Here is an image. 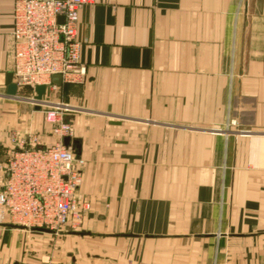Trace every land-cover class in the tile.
<instances>
[{
  "label": "crops",
  "instance_id": "1",
  "mask_svg": "<svg viewBox=\"0 0 264 264\" xmlns=\"http://www.w3.org/2000/svg\"><path fill=\"white\" fill-rule=\"evenodd\" d=\"M14 4L0 0V161L13 137L53 145L43 111L71 109L79 194L94 208L81 230L89 235L66 236L76 244L66 258L264 264V0L85 5L87 81L54 84L39 109L36 90L6 95ZM6 224L0 264H18L26 229Z\"/></svg>",
  "mask_w": 264,
  "mask_h": 264
},
{
  "label": "built area",
  "instance_id": "2",
  "mask_svg": "<svg viewBox=\"0 0 264 264\" xmlns=\"http://www.w3.org/2000/svg\"><path fill=\"white\" fill-rule=\"evenodd\" d=\"M96 0H15L12 30V75L18 89L56 90L53 77L75 86L87 81L78 40L80 11ZM62 19V21H60ZM35 97H31L34 102ZM42 106V104H40ZM71 109L56 103L46 108V122L56 142L13 137V147L0 161V222L55 234L82 228L90 204L79 194L82 166L72 147Z\"/></svg>",
  "mask_w": 264,
  "mask_h": 264
},
{
  "label": "rangeland",
  "instance_id": "3",
  "mask_svg": "<svg viewBox=\"0 0 264 264\" xmlns=\"http://www.w3.org/2000/svg\"><path fill=\"white\" fill-rule=\"evenodd\" d=\"M21 89L26 94H30L29 90H27V87H23ZM53 96L54 97H52V99L57 98L58 94L55 92V95ZM45 111L46 109L43 111L44 114ZM44 116L45 123L47 124L46 114ZM86 201L90 204L89 211L85 215V221L82 228L78 231H64L62 233L55 234L53 232H38L23 227L26 229V232H22L21 234L22 257L18 264H61L59 261H62L63 259L66 260L65 264H73L70 259L66 258V254L67 252L70 254L69 252L74 251L76 249V244H72L74 239L67 240L66 236L71 232H81V230L84 228L86 219L94 208L88 200Z\"/></svg>",
  "mask_w": 264,
  "mask_h": 264
},
{
  "label": "water",
  "instance_id": "4",
  "mask_svg": "<svg viewBox=\"0 0 264 264\" xmlns=\"http://www.w3.org/2000/svg\"><path fill=\"white\" fill-rule=\"evenodd\" d=\"M60 21H62V19H60ZM61 83H62L61 76L53 77V84L61 85ZM6 84L8 87L6 95L10 98H18V86H17V84H15L13 82V75L12 74H9L7 76ZM45 92H46V88L44 86L36 87L37 96L35 97L34 102L36 103L38 109L40 108V103L42 102L43 95L45 94ZM71 143H72V149L74 150L76 157L79 159V153H80L79 152V143L76 140H74L72 142L71 138H65L64 139V145L66 147H70ZM6 225L10 228L24 229L21 226H16V225H12V224H6ZM33 230L38 231V232L51 233V231H49L47 229H33ZM70 235L85 236V235H89V234L86 232H71Z\"/></svg>",
  "mask_w": 264,
  "mask_h": 264
}]
</instances>
